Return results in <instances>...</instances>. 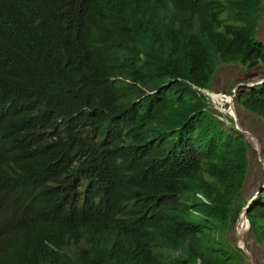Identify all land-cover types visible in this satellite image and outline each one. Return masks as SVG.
I'll return each mask as SVG.
<instances>
[{"label":"trees","instance_id":"obj_1","mask_svg":"<svg viewBox=\"0 0 264 264\" xmlns=\"http://www.w3.org/2000/svg\"><path fill=\"white\" fill-rule=\"evenodd\" d=\"M263 14L264 0H0V162L48 192L35 222L14 191L0 202V264H248L227 235L252 147L200 90L220 65L264 63ZM233 100L264 120V83ZM85 154L126 175L123 193L92 188ZM260 189L246 218L264 244Z\"/></svg>","mask_w":264,"mask_h":264},{"label":"rangeland","instance_id":"obj_2","mask_svg":"<svg viewBox=\"0 0 264 264\" xmlns=\"http://www.w3.org/2000/svg\"><path fill=\"white\" fill-rule=\"evenodd\" d=\"M257 38L264 43V14L258 28ZM263 78L264 63L253 69L246 70L243 69L240 64L220 65L212 78L207 92L213 94H223V96L228 97L227 92L236 84L241 82L245 84L255 83ZM218 103L220 106L215 104L214 101L212 104L216 111L220 114L228 116L229 114L227 115L226 113V110H228L227 102L226 104H221V102L218 101ZM234 108L236 110L239 125L255 137V139H253L250 136H244V138L250 142L252 149L248 151L247 174L239 197L245 201H250L248 199L250 197L252 199L257 195L256 191L263 184L264 180V120L250 114L242 108H238L236 106H234ZM222 119L225 120L224 118ZM258 142L260 143V150L257 149ZM227 237L235 245L239 243L242 237L248 251L253 257L254 263L264 264V244L256 243L253 236L248 233V229H246L243 235L238 236L236 225H234L233 229L229 231ZM248 264H250L249 261Z\"/></svg>","mask_w":264,"mask_h":264},{"label":"clouds","instance_id":"obj_3","mask_svg":"<svg viewBox=\"0 0 264 264\" xmlns=\"http://www.w3.org/2000/svg\"><path fill=\"white\" fill-rule=\"evenodd\" d=\"M200 91L201 93L209 97L210 93L207 92V90H200ZM231 95H232V91H231ZM233 95L235 96V93ZM210 101L213 104L212 99H210ZM233 104H234V100H233ZM226 113L227 115L229 114L227 110H226ZM228 116L232 118L230 114ZM5 139L6 137L0 136V144ZM82 161L84 163L86 177L89 180L94 190L96 191L103 190L109 193H117V194L123 193L122 187L126 180V175L124 173L117 172L111 166L101 163V161L97 157H94V156L85 154L82 158ZM138 163H139V156H136V157L133 156L131 158L129 167L126 170V173H128L129 170L132 167L136 166ZM8 164H11V163L8 162ZM6 166H7L6 163L0 162V202L4 200L8 192L14 191L15 192L14 200H15L16 208L21 218L25 222H35L36 221V210L34 207V201L36 197L44 193H48V192L38 189V188H23L22 187L21 180L27 174L26 169L17 175L9 174V176L5 177L4 171H5ZM0 227H1L0 237L2 239L8 238V229H7L8 221L5 217L0 216ZM248 229H249V224H248ZM8 248H9V244L5 247L4 251L7 250Z\"/></svg>","mask_w":264,"mask_h":264},{"label":"water","instance_id":"obj_4","mask_svg":"<svg viewBox=\"0 0 264 264\" xmlns=\"http://www.w3.org/2000/svg\"><path fill=\"white\" fill-rule=\"evenodd\" d=\"M264 83V79L258 81V82H255V83H248V84H245V83H239L237 84L233 89H232V95L229 98V101H228V110L227 112L230 114V116L233 118V121H234V125H235V128L240 131L242 133L243 136H250L252 137L253 139H255V137L253 135H251L250 133H248L247 131H245L240 125H239V122H238V118H237V114H236V111H235V108H234V104H233V98H234V93L236 92V89H238L239 87H252V86H255V85H259V84H262ZM204 92V91H203ZM257 149L260 150V143L258 142V146H257ZM263 169H264V165H263ZM261 189L257 192L260 193ZM256 197H253L247 204L246 206L242 209V211L240 212V215L237 219V222H236V227H237V224H238V221L240 219V216L243 215L245 221L247 222V225H248V221H247V218H246V215L248 213V210L249 208L251 207V205L253 204L254 200H255ZM248 229V227H247ZM237 247L239 249L242 250V252H244V254L246 255L248 261L250 264H255L254 263V260H253V257L251 255V253L248 251L247 247H246V244L244 243V239L241 237L239 243L237 244Z\"/></svg>","mask_w":264,"mask_h":264},{"label":"bare ground","instance_id":"obj_5","mask_svg":"<svg viewBox=\"0 0 264 264\" xmlns=\"http://www.w3.org/2000/svg\"><path fill=\"white\" fill-rule=\"evenodd\" d=\"M209 95H210L212 101H214V103L219 105V106H220V104L218 103V101L221 102V104L222 103L226 104V102L228 103V101H229V98H227L226 96H223V94L210 93ZM247 227H248L247 222L245 221L243 215H241L240 219L238 221L237 227H236V231H237L238 236L243 235L245 233Z\"/></svg>","mask_w":264,"mask_h":264}]
</instances>
